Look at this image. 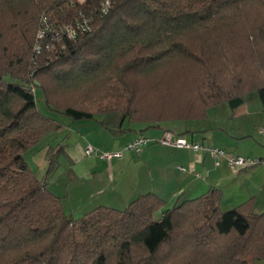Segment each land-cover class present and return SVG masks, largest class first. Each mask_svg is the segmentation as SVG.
<instances>
[{
	"label": "trees",
	"instance_id": "1",
	"mask_svg": "<svg viewBox=\"0 0 264 264\" xmlns=\"http://www.w3.org/2000/svg\"><path fill=\"white\" fill-rule=\"evenodd\" d=\"M260 17L264 0H0V264H163L184 251L191 253L186 264L196 253L204 264L264 261V212L253 211L251 200L222 210L221 191L212 187L163 209V200L147 193L124 209L97 206L76 217L24 157L62 127L37 109L35 82L51 109L94 119L113 135L202 120L210 107L234 110L253 93L264 107V52L253 50L249 76L243 67L240 78L222 85L220 69L208 74L221 35L242 19L253 25L247 40L264 43ZM188 65L206 85L180 115L164 102L178 91L170 79L187 78ZM50 85L64 92L61 102L51 99ZM49 144L47 175L63 153Z\"/></svg>",
	"mask_w": 264,
	"mask_h": 264
},
{
	"label": "crops",
	"instance_id": "2",
	"mask_svg": "<svg viewBox=\"0 0 264 264\" xmlns=\"http://www.w3.org/2000/svg\"><path fill=\"white\" fill-rule=\"evenodd\" d=\"M250 100L251 97L247 98L234 110L227 103L219 104L221 111L215 108L218 111L212 110L202 120L170 121L151 127L135 125L118 135L94 119L61 118L56 142L66 157L61 162L63 170L64 165L68 166L66 173H60L61 181L71 173L72 182L68 177L67 182L55 187L51 184L49 188L62 198L63 208L64 201L73 193L74 206L68 212L64 210L76 217L97 206L124 209L137 196L147 193L159 197L164 202L163 209H169L185 199L207 193L212 187L221 191L222 210L251 200L253 211L264 212V136H259L264 135V127H258L256 137H251L249 130L230 123L231 117L241 119L256 112L255 116L260 118L264 114L260 99L252 108ZM167 131L204 147L223 148L228 156L251 157L260 162L237 168L228 163L227 157H213L205 149L195 151L157 143ZM139 137L153 141L139 152L124 149ZM87 144L99 154L122 151V155L110 159L99 154L85 156L83 148Z\"/></svg>",
	"mask_w": 264,
	"mask_h": 264
},
{
	"label": "rangeland",
	"instance_id": "3",
	"mask_svg": "<svg viewBox=\"0 0 264 264\" xmlns=\"http://www.w3.org/2000/svg\"><path fill=\"white\" fill-rule=\"evenodd\" d=\"M261 18H264V17H260V19ZM243 20H245V19H242V21H241L242 24H237L234 27H232L233 31L231 34H229V35L222 34L221 35V36H223L221 38L222 40H220V42H219L221 44L220 45L221 52L215 53L217 55L214 54L213 58L211 60H209V63L211 62V64H208V65L211 69H213L212 71L209 70V72H208L209 76L212 73L215 74L214 71L216 72V69H217V71L219 69L221 70V71H218L219 72L218 79H221L223 82H219L218 84L224 85L227 81H229L231 75H235L236 76L235 79L240 78L241 75H239L240 73L238 70L242 69L243 67L244 68L247 67V68H245L246 70L244 71V73H245V76L246 75L249 76L248 70H249L250 66L246 62L249 61L250 58L252 57L253 50H255V53H257V51L264 52L261 50L262 48H264V43L259 41L260 37L258 40H247L246 34H248V33H246V30L247 29L251 30L253 28V25H251V20H246L245 23L243 22ZM226 36H231V37L229 40H227L228 37L226 38ZM225 38H226V40H225ZM210 51H213V49H210ZM214 57H215V60H214ZM228 57H229V59L232 58L237 62V66H234L233 64H231V66H233V68H235V69H232L233 72L230 69L231 68L230 63L227 60ZM190 66L191 65L186 66V69L183 70V72H185L188 75L187 78L184 76H181L182 78L176 77V78L170 79V83L174 84L175 89L178 90L177 92L173 93V96L170 93V95L172 96L171 97L172 100L167 99V102H164L165 106L167 107V110H169L170 112L176 113V111L177 112L179 111L178 113H181L180 115L186 114L187 111L184 110V107L186 105H189V103L191 102V100H190L191 96L193 94H195L194 98L197 97L196 95H198L199 93L201 94V88H204L206 85L205 84L206 82L202 79V77H200V75H199L200 73L196 69L197 67L194 66V68H192ZM173 67L177 68V70H181L177 64ZM205 67L208 68L207 65ZM199 68H200V65H199ZM227 68H229V71ZM186 70H188V71H186ZM183 74H181V75H183ZM50 89L51 90L54 89L56 91L55 93L52 94L51 99L54 102H61L62 97L65 96L63 94L64 92L63 93L60 91L58 92V90L55 89V87L53 85H50ZM172 89H174V87H172ZM52 92H54V91L52 90ZM172 92H173V90H172ZM69 94H72V93H69ZM34 95H35V99H36V107L42 115L50 117V118H52L58 122L61 120V118H68L65 115H62L61 113H59L58 111L51 109L46 104L45 98L43 96L42 88L36 86L34 89ZM76 96H78V95H76ZM95 97H96V95L90 96L89 98H87V99L85 98V99L88 100L90 104L91 103L95 104V102H93L95 100ZM81 98H83V96H81ZM166 98H168V95ZM251 98H252V100L249 101L251 103L249 105L250 108L253 107L252 104H254V103L258 104V102H259L258 96L256 95V93H253L251 95ZM197 99H194V101H196ZM218 107L219 106H217V105L210 107L211 109L209 108L207 114L210 116L212 114L210 112L212 110H215V108H218ZM218 109H216L215 111H218ZM260 109L262 110V107H260ZM219 111H221V109H219ZM254 113L255 114H252L251 117H242L241 119H239L237 117H231L230 123H232L233 125L240 126L243 129L249 130L250 134H252L251 137H253V136L256 137L257 130H258L257 128L258 127L259 128L264 127V114H262V116L260 115V118H258L255 116L256 112H254ZM166 115H168V114H166ZM222 117H224V116H222ZM67 120L69 122H71V119H67ZM259 136H264V135H259ZM262 141H264V140H262ZM56 143H58V142H56V137H55V139L50 140V141H48V139L47 140L44 139L33 149V151H30L29 153L26 152L24 154L26 162L28 163L29 167L34 171L35 175H37L40 179H43L44 177L47 176L46 182H47L49 190L51 189V188H49L51 184H52V187H55L58 183L63 184V182L68 181L67 180L68 177H69V180L71 179L70 183L72 182L71 173L66 176L67 177L66 179L61 181L62 180V178H61L62 174H60V173L62 171H64V173H66L68 170V166H66V168H65V165H64V170H63V164H61L63 159L64 160L66 159V157L64 156V153H60L59 158H58V162H59L58 166L59 165H61V166L58 169L56 168L53 171H51V173H49V175L46 174L47 169L49 167L48 166V160H47L46 153H45L46 148L48 147V144L50 146H54V144H56ZM243 147H245V146H243ZM73 202H74V197H73V193H71L70 198L68 200L64 201V208L67 212L71 207L74 206ZM160 213H161V211L158 212L157 214L159 215ZM158 215H156V217ZM184 239H185V237H183V240ZM170 254H172V253H170ZM190 254L191 253H189L188 251L187 252L184 251L182 253H173L172 255H169L162 263L163 264H186L187 259L191 258ZM162 255H164V254H162ZM162 255L160 256V258L162 257ZM201 255H203V254H197L196 253V255L194 257L197 260L194 262V264H204L205 263L204 262L205 260L201 257ZM108 264H114L113 259L112 260L109 259ZM256 264H264V261L256 262Z\"/></svg>",
	"mask_w": 264,
	"mask_h": 264
},
{
	"label": "built area",
	"instance_id": "4",
	"mask_svg": "<svg viewBox=\"0 0 264 264\" xmlns=\"http://www.w3.org/2000/svg\"><path fill=\"white\" fill-rule=\"evenodd\" d=\"M68 32L71 33V30L69 29ZM152 141L153 139H150L148 137H139L135 139L134 141L127 143L124 146V149L139 152L144 146H146L148 143ZM156 142L162 145H167V146H172V147H177V148L192 149L195 151L205 149L213 157H216V158L227 157L228 163L237 168H242L246 166H254L260 162V160L254 159L251 157L228 156L226 151L222 148L215 147V146L204 147L200 143L191 142L188 139L184 138L183 136H178L175 133L170 132V131L165 132L164 135L160 137ZM83 153L85 156L99 154L98 150L95 147H93L91 144H87L83 148ZM99 155L102 158H106V159H110L113 157L119 158L122 155V151L101 152Z\"/></svg>",
	"mask_w": 264,
	"mask_h": 264
},
{
	"label": "water",
	"instance_id": "5",
	"mask_svg": "<svg viewBox=\"0 0 264 264\" xmlns=\"http://www.w3.org/2000/svg\"><path fill=\"white\" fill-rule=\"evenodd\" d=\"M35 85H36V86H39V84H38L37 82H35Z\"/></svg>",
	"mask_w": 264,
	"mask_h": 264
}]
</instances>
